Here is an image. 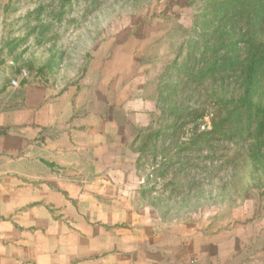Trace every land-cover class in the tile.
I'll list each match as a JSON object with an SVG mask.
<instances>
[{"label":"rangeland","instance_id":"1","mask_svg":"<svg viewBox=\"0 0 264 264\" xmlns=\"http://www.w3.org/2000/svg\"><path fill=\"white\" fill-rule=\"evenodd\" d=\"M263 43L264 0H0V111L22 108L27 85L72 89L86 149L79 169L38 161L0 179L53 192L86 181L117 243L145 246L138 260L264 264ZM213 117L225 136H210V161L180 152Z\"/></svg>","mask_w":264,"mask_h":264},{"label":"crops","instance_id":"2","mask_svg":"<svg viewBox=\"0 0 264 264\" xmlns=\"http://www.w3.org/2000/svg\"><path fill=\"white\" fill-rule=\"evenodd\" d=\"M75 94L68 89L52 97L47 87L27 85L22 108L0 111V128L8 129L7 134H0L1 172L32 175L33 165L38 161L48 173L52 172L47 165L50 163L62 169L80 168L77 161L84 158L86 149L78 137L79 112L83 105ZM96 121L94 127L98 126ZM40 129H44L45 135L37 146ZM97 137L92 135L88 155L92 149L93 152L100 149ZM6 155L10 156L8 162L2 161ZM70 158L72 163L68 162ZM80 182L65 183L58 179L55 185L59 192H53L22 187L18 177L0 179V201L4 198V203L7 197L11 200L4 210L9 204L10 208L0 211V264L154 263L135 258V252L144 251L145 246L117 243L115 228L110 222L116 215H94L98 207L93 196L82 189L86 188V181ZM62 192L69 198H77L79 206H68V201L59 194ZM54 209L63 215H54ZM8 217L12 220H6Z\"/></svg>","mask_w":264,"mask_h":264},{"label":"trees","instance_id":"3","mask_svg":"<svg viewBox=\"0 0 264 264\" xmlns=\"http://www.w3.org/2000/svg\"><path fill=\"white\" fill-rule=\"evenodd\" d=\"M260 48L263 50L262 54L264 56V43L261 44ZM251 55V54H250ZM251 56L248 58V62L245 64V69H248L249 71H251L254 67L253 62L255 61V59H250ZM248 84L245 86L246 90H245V96H248L249 93V85L252 83L251 82V77L249 76L247 79ZM25 84V82L23 83ZM200 118H203L200 117ZM212 128L211 129H206L205 131L199 133V135H197L196 138H192L190 139V141L188 142L187 145L183 146L180 149V152H184L186 150H192L194 151L196 154H198V156H202L201 158L203 160L206 161H210V157L207 156V154L209 153L208 148L210 147V142H211V135L214 136L217 132V134H223V136H225V132L223 130V123L222 121L216 120V118H212ZM176 127H173V130L175 131ZM223 130V131H222ZM8 133V129L7 128H0V134H7ZM211 163V162H210ZM186 166V165H185ZM189 188H194L193 185H190Z\"/></svg>","mask_w":264,"mask_h":264},{"label":"built area","instance_id":"4","mask_svg":"<svg viewBox=\"0 0 264 264\" xmlns=\"http://www.w3.org/2000/svg\"><path fill=\"white\" fill-rule=\"evenodd\" d=\"M24 73H25V71H24ZM12 84L13 85H18V82L17 81H12Z\"/></svg>","mask_w":264,"mask_h":264}]
</instances>
